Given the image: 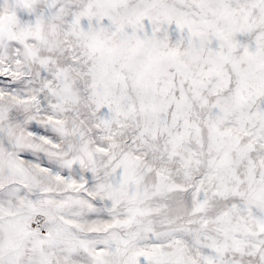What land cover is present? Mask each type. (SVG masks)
I'll list each match as a JSON object with an SVG mask.
<instances>
[{
    "label": "snow or ice",
    "instance_id": "6c2138e0",
    "mask_svg": "<svg viewBox=\"0 0 264 264\" xmlns=\"http://www.w3.org/2000/svg\"><path fill=\"white\" fill-rule=\"evenodd\" d=\"M0 264H264V0H0Z\"/></svg>",
    "mask_w": 264,
    "mask_h": 264
}]
</instances>
